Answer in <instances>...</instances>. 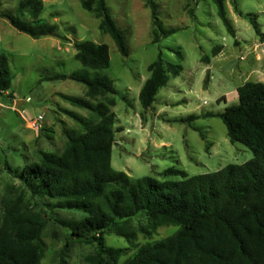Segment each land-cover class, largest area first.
<instances>
[{
  "label": "rangeland",
  "instance_id": "1",
  "mask_svg": "<svg viewBox=\"0 0 264 264\" xmlns=\"http://www.w3.org/2000/svg\"><path fill=\"white\" fill-rule=\"evenodd\" d=\"M18 1L0 0V54L8 57L13 77L9 90L0 94V224L9 199L45 217L39 264H85V256L95 250L93 243L68 237L65 222L80 219L81 211L54 207L45 197H32L16 177L25 162L39 160L40 151H62L64 130L80 131L66 110L88 115L85 108L73 106L64 98H85L82 83L70 78L39 82L40 77L66 73L90 78L101 75L112 81L116 93L107 96L115 101L110 106L116 129L111 165L131 177L177 179L181 177L166 176L163 171L176 167L193 175L252 157L245 144L229 141L220 118L204 115L237 103L236 87L243 82H264V0H236L241 15L230 0H224L234 36L220 21L212 0H156L163 26L172 30L157 43L152 42L153 25L144 0H106L108 13L124 33L125 57L110 35L98 29L99 19L81 7V0H42L40 18L55 23L57 34L38 38L17 31L1 15L13 14ZM247 12L257 15L262 37L255 34L244 16ZM75 40L105 43L109 66L102 70L84 68L73 57ZM215 47L219 51L212 55ZM159 50L164 58L179 62L182 70L177 76H169L151 106L144 109L138 92L149 76L147 65ZM176 50L182 53L180 61ZM39 114L43 118L33 124ZM191 114L200 116L190 122L178 121ZM144 223L141 217L131 220L136 234L129 241L106 235V244L125 249L121 260L134 252L136 245L166 237L176 229L162 225L147 237L137 229Z\"/></svg>",
  "mask_w": 264,
  "mask_h": 264
},
{
  "label": "trees",
  "instance_id": "2",
  "mask_svg": "<svg viewBox=\"0 0 264 264\" xmlns=\"http://www.w3.org/2000/svg\"><path fill=\"white\" fill-rule=\"evenodd\" d=\"M230 1L241 15L236 0ZM212 2L227 32L234 36L224 0ZM144 3L152 20V42L157 43L172 30L163 26L156 0ZM80 4L99 19L98 29L110 35L119 54L127 56L124 33L108 13L106 0H81ZM42 9V0H19L13 14L1 15L32 38L57 34L55 23L40 18ZM244 16L255 34L262 37L257 15L247 12ZM73 46V57L84 68L102 70L109 66L105 43L75 40ZM218 51L219 47L213 48L212 55ZM175 54L180 61L181 51ZM147 69L149 76L138 92L144 109L151 106L169 76L180 73L182 65L164 58L159 50ZM12 78L8 57L1 53L0 94L9 90ZM65 78L84 85L85 98H64L73 106L85 108L88 115L66 110L80 131L64 130L62 151H40L39 160L25 162L16 177L32 197H45L54 207L83 213L80 219L65 224L69 238L95 245L94 252L85 256V264H264V82H243L236 87L237 103L204 115L220 118L229 141L245 144L252 152L250 159L193 175L169 167L163 174L181 178L160 180L151 175L134 178L111 165L116 129L110 106L115 101L107 96L116 93L112 81L101 75L90 78L57 73L40 77L39 82ZM199 116L191 114L178 121L190 122ZM5 168L11 171L9 165ZM135 217L145 220L137 229L147 237L162 225L176 229L166 237L136 245L134 252L121 260L125 249L106 244L105 237L115 234L131 240L136 233L130 222ZM45 223L40 212L7 200L0 224V264H39Z\"/></svg>",
  "mask_w": 264,
  "mask_h": 264
},
{
  "label": "built area",
  "instance_id": "3",
  "mask_svg": "<svg viewBox=\"0 0 264 264\" xmlns=\"http://www.w3.org/2000/svg\"><path fill=\"white\" fill-rule=\"evenodd\" d=\"M43 118V116L41 115V114H39L33 121H32V123L34 124V123H36L37 121H39L40 119H42Z\"/></svg>",
  "mask_w": 264,
  "mask_h": 264
},
{
  "label": "crops",
  "instance_id": "4",
  "mask_svg": "<svg viewBox=\"0 0 264 264\" xmlns=\"http://www.w3.org/2000/svg\"><path fill=\"white\" fill-rule=\"evenodd\" d=\"M17 101V103L20 101V100H16ZM91 102H93V100H90ZM43 110L46 112V111H48L49 110V108H43Z\"/></svg>",
  "mask_w": 264,
  "mask_h": 264
}]
</instances>
